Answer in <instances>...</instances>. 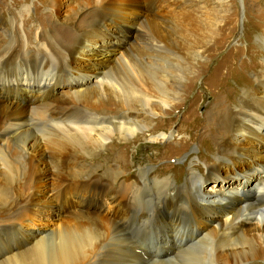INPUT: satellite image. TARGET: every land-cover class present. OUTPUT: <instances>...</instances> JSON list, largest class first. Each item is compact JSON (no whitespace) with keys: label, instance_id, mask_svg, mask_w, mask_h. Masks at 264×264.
Masks as SVG:
<instances>
[{"label":"bare ground","instance_id":"obj_1","mask_svg":"<svg viewBox=\"0 0 264 264\" xmlns=\"http://www.w3.org/2000/svg\"><path fill=\"white\" fill-rule=\"evenodd\" d=\"M36 1L33 6L51 8L57 15L70 6L71 10L82 14L84 21L79 26L72 23L70 29L57 30L48 40L55 50L51 44L44 47L40 36L35 39L38 46L29 48V39L33 37L30 32H23L20 42L12 40L10 45L0 48V74L11 61L16 62L19 71L13 79L5 75L0 78V93L20 91L26 101V104L16 99L6 104L0 102V220L16 218L27 237L20 242V247L12 244L5 249L0 264H264V179H257L247 190L242 181L239 187L225 185L202 192L200 179L192 169H187L183 182L178 183L148 167L139 168L131 180L125 182L131 168L127 162V145L144 138L147 132L145 142L161 143L168 135L172 136L169 132L159 140L149 127L154 119L169 112L175 102L183 103L179 88L185 71L193 63L199 66L196 71L193 69L197 80L201 66L211 62L218 46L230 37L231 28L237 27L236 0H220L219 3L209 0H70L72 6L69 0ZM243 3L247 12L249 4ZM260 3L264 7V0ZM30 9L25 4L11 14L24 18V25L32 17ZM103 15L117 20L122 29L132 22L137 47L98 43L91 31L97 28L104 32L110 22L103 23ZM87 18L91 20L87 22ZM257 21L262 30L257 43L264 48V18ZM85 24L90 30L85 29ZM48 28L52 29L49 25ZM147 28L155 37L147 41L152 52L147 48L148 55L143 56L136 50L145 51L139 45ZM166 29L174 31L179 42ZM37 36L38 31H35V38ZM169 46V55L159 56V52ZM86 47L91 49L87 54H93L96 59V68L79 72L70 61H79L78 55ZM184 57L191 63L183 71L171 63H180ZM259 68L253 76L254 88L241 89L232 108L225 107L224 111L215 112V117H207L223 137L215 139L214 143L213 158L217 166H234L239 158L246 157V152L264 157V150L251 146L252 142L264 141V65ZM60 69L69 72L66 81L80 84L76 83L74 90L60 93L52 100L50 91L56 80L55 72ZM174 80L175 84L171 85L178 90L167 86V81ZM156 98L159 111L153 107ZM214 103L215 99L207 108ZM36 124L42 125L40 131ZM45 130L51 132L50 136L44 137ZM235 137H239L237 141H233ZM129 138L131 140L127 141ZM116 139L125 144L116 145ZM241 139L247 142L239 144ZM184 142L182 139L178 143ZM119 148L125 151L116 154L115 149ZM89 151L94 152L88 159V173L66 172L72 154L76 159ZM111 161L116 163L107 171L108 177H113L111 182L91 177V167L102 170ZM103 175L107 177L106 173ZM49 176L52 179L50 200L48 194L41 196L39 191ZM119 178L123 180L121 183H118ZM10 187L15 193L8 192ZM89 204L103 208L89 211ZM54 205L59 216L64 212L72 214L56 227L50 222L46 224L51 215L49 209ZM211 206L220 208V217L204 218L206 227L203 229L200 223ZM170 208L184 211L192 220L191 225L173 224L171 243L176 248L177 261H165L157 256L145 260L137 252L138 242L129 239L123 228L136 214L139 221L146 224L153 215L143 212L155 211L166 217ZM55 219L53 222L59 221ZM5 224L11 225L8 221ZM147 228L154 234V227ZM12 230L16 228L11 227ZM159 240L160 237L151 236L142 245L148 249ZM161 251L158 248V252Z\"/></svg>","mask_w":264,"mask_h":264},{"label":"rangeland","instance_id":"obj_2","mask_svg":"<svg viewBox=\"0 0 264 264\" xmlns=\"http://www.w3.org/2000/svg\"><path fill=\"white\" fill-rule=\"evenodd\" d=\"M209 1L212 3L220 2V0ZM244 1L249 4L247 7V12L243 3ZM244 1L236 0L234 8L238 11L237 27L231 28L230 37L226 38L221 46H218V50L216 51V54L211 62H209L207 66L204 65V67H200L201 70L198 74L197 80H195L194 77L196 76V67L199 66L193 63L192 67L194 68L191 67L188 68L187 71H185L186 75L179 88L181 90L179 92L181 93L183 103H181V101L175 102V105H173L169 109V112H167L166 114L162 113L160 119H154L152 121L149 130L153 131L154 136H156L160 140L161 137H163L166 133L171 132V139L168 135L167 138L162 140L161 143L159 141L156 143H152L150 141L145 142L144 138L147 139V137L149 136L147 132V134H144V138H141L130 146L127 145L126 149H128L129 157H127V162L129 163L131 168L127 171V181L125 182L128 183V181L131 180V177L136 173V171L139 170V168L148 167L152 168L154 172L160 171V175L162 177L170 176L174 178L178 183L183 182L187 169H192L200 179V187H202V192H205L208 188L211 187L217 189L222 188L225 185L229 187H239L240 182L242 181L245 182L244 190H247L257 181V179H264V157H254L251 152H246V157L242 159L239 158V160L234 163V166L233 164L231 166L227 164L226 167L217 166L215 159L213 158L216 149L214 143L215 139L218 138L221 140L223 139V137H221L220 131H218L213 126V123L208 122L207 120V117H215L217 114L214 115V113L218 112V110L224 111L226 109L225 107L232 108L235 104V100H237V98L241 94V89L254 88L255 83L253 82V76L256 72L260 71L261 68L259 67H262L264 65V48L260 47L257 43V37L262 33V30L258 28L257 20L258 18H260L261 20L264 18V14H262L264 13V7L261 6V0ZM36 2V0H0V17L2 23V25H0V48H5L7 47V45H10L12 40L20 42V40L23 38V32H30L31 34H33V37L29 39V48L38 46V41L35 39H38L39 36L40 39L43 40L42 42L45 47L46 45L48 46L51 44L49 42L50 38L56 35L55 32L57 30H65V28L70 29V25L72 23L77 24L78 26L79 23L83 24L84 17L82 16V14L75 10H71L70 6H68L69 8L67 7V9H65L63 13L57 15L51 8H44L41 5H38V7L33 6L34 3L36 4ZM15 3H17V5ZM68 3L72 6V1L69 0ZM25 4L31 8L29 14H31L32 17L28 18V14H26L27 16L23 15L28 18L23 25L24 18L18 19L15 15L11 14V12L21 10L22 6H24ZM66 6L67 5H65L64 8ZM90 20V18L86 19L87 22H89ZM114 20L115 19H112L111 16L103 15V23L110 22L109 24L105 25L106 29L104 30V32H100L101 30H97V28H94V31H91V34H95V37H97L98 43L102 45H105L106 43H113L114 45L116 44V46H120V48H124L125 45H127V47L130 49L137 47V45L133 41V36L136 34V32L135 27L131 26L132 22L128 26H124L122 29L120 23H118L117 20ZM114 23H116L117 26H113ZM48 25L51 26L52 29L48 28ZM126 27L128 30L126 29ZM85 29H89L88 25L86 24ZM89 30L87 31V34H89ZM35 31H38V36L36 38ZM143 33H145L144 39L142 38V42L140 43L142 45L139 46H143V49H145V51H141L140 49H137L136 51L140 52L139 54L145 56L148 55L147 53L148 51H150V45L147 43V41L152 40L155 36L149 28L143 30ZM169 35H171L176 42H179L175 39L174 31L169 30ZM51 48L55 50V47L53 45ZM169 48L170 46L168 48H165L163 52H159V56H168L170 53ZM146 49L148 51H146ZM57 50L59 51V49ZM90 51L91 49L86 47L82 49L81 53L78 55L79 61H70L72 66L78 67L79 72H88L89 70L96 68V59L94 58V55L87 54ZM150 52H152V50ZM56 57H59V55H56ZM144 58L145 57H143V59ZM171 63L173 65H177V67L182 69L183 71L184 67L186 68V66H188L191 61L184 57L183 60L180 61V63L175 61H171ZM31 66L34 67L32 63ZM5 68L3 70V73L1 71L0 78H4L5 75L8 79H13L19 74L16 62H7ZM193 69H195V71ZM55 73L56 80L49 95V98L52 100L57 99L60 93L66 92L67 90L69 92L74 90L73 85H75L76 83L80 84L79 81H66L69 73L67 71L65 72L64 70L60 69ZM75 75H77V73ZM75 78L79 79L78 76H76ZM172 82L175 84V80L167 81V86H169L170 89L178 90L177 87L171 85ZM24 98V93H21L20 91H10L7 94L0 93V102H3L4 104L13 99H16L17 102L21 104H26ZM214 99V105H212L211 108H207ZM156 100H158V98L154 100L155 102L153 107L156 111H159V104L156 102ZM166 110L167 109H165L164 111ZM40 127H42V125L36 124V129L38 131L41 130ZM44 132V137H46V135L47 137L50 136L51 132L46 130ZM237 138L239 137H235L233 141H237ZM182 139L185 140V142L179 145L178 142ZM129 140H131V138L127 139V141ZM245 142H247L246 139L245 141H242L241 139V141L238 143L240 144ZM115 144L118 146H122L125 143H122V141L116 139ZM170 145L172 146L170 147ZM251 146L258 150H264V141L262 143H260L259 141L258 143L252 142ZM115 150L116 154L125 151L121 150V148ZM92 152L94 151H89L87 154H81V156L78 155L76 159L72 154L69 163H67L66 165V172L82 171L88 173V159L91 157ZM198 154H200L199 157L197 156ZM250 162L252 163V165ZM93 164L99 166V164L97 163ZM114 164L116 163L111 161L108 167H105L102 170L101 167H98V169H94L91 167V170L93 169L90 173L91 177L94 179L97 178L98 180H102L103 182H111L112 180L110 178L113 179V177L112 175L111 177H108L110 175H108L109 173H107V171H111ZM104 173H106L107 177L103 175ZM242 173H244V176L241 175ZM119 180L120 181H118V183H121L123 181L121 178H119ZM44 181L45 182L42 183L39 191L41 192V196H47L48 194V199L50 200V196L52 195V179L49 176L48 179L45 178ZM0 186L2 187V185ZM7 190L9 193H15V191H13V187L7 188ZM11 202L12 205L15 204L13 203L14 200H12ZM102 208L103 207H99L96 204H89V207L87 209H89V211H97L102 210ZM1 209L2 208H0V212H2ZM7 210L8 208H6V211ZM49 210L51 211V215L46 224L50 222L54 227L60 225L61 223H63V221H67L72 216L70 212H64L63 215L59 216V211L57 210V207L55 205L52 206ZM68 213L69 215L67 216ZM143 213L145 215H153V218L149 221V223L144 224L140 222L139 216H136L139 214H136L133 216V219L130 220V222L126 225L127 227L125 226L123 228L126 235L128 237L130 236L129 239L138 242V254L140 256H143L145 260H147L148 257L153 258L157 256L161 260L170 261L172 259L176 262L177 251L175 246H173L171 243L173 240L172 236H174L172 230V227L174 226L173 224L176 225V223L179 222L180 224L184 223L185 225H191V218L187 217L184 211L177 212L171 208L168 210V212L165 213L167 215V218L161 216L155 211ZM204 214L205 216H203L202 222L200 223V226L203 227V229L204 227H206L203 223V219L207 218L208 216L214 218L220 217V208L211 206ZM55 217L59 218L58 222H53V220H56ZM15 220L16 218L13 217H11L9 220L6 219V221L11 223V225L7 224L8 226L5 224L6 221L0 220V222L3 223L0 226V259L4 250L7 249L10 245L15 244L17 247H20V242L23 243L24 240L27 239L26 234L20 230V223L16 222ZM149 225L154 227V234H151L150 228H147ZM25 226H28L29 229L31 228L29 227L30 224H27ZM11 227H15L16 230L10 231ZM165 234H167V240L165 239ZM151 236H153V238L160 237V240L158 242H155L154 245L150 246V248L147 249L142 244L143 242H148ZM147 245L148 244H146V246ZM143 247L146 248L144 250V253L142 252V250L144 249ZM158 248L162 250L161 253L158 252ZM125 250L129 251L130 248H125Z\"/></svg>","mask_w":264,"mask_h":264}]
</instances>
